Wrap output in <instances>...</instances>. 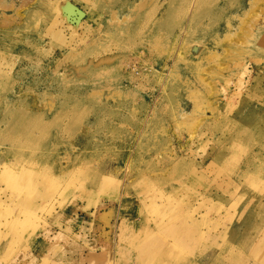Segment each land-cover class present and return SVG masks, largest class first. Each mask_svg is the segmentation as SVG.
<instances>
[{
    "label": "rangeland",
    "instance_id": "obj_1",
    "mask_svg": "<svg viewBox=\"0 0 264 264\" xmlns=\"http://www.w3.org/2000/svg\"><path fill=\"white\" fill-rule=\"evenodd\" d=\"M263 258L264 0H0V264Z\"/></svg>",
    "mask_w": 264,
    "mask_h": 264
},
{
    "label": "bare ground",
    "instance_id": "obj_2",
    "mask_svg": "<svg viewBox=\"0 0 264 264\" xmlns=\"http://www.w3.org/2000/svg\"><path fill=\"white\" fill-rule=\"evenodd\" d=\"M189 238V237H188ZM232 249V248H231ZM263 249V248H262ZM261 251H263V250H261ZM231 252V251H230ZM232 253V252H231ZM232 255V254H231ZM232 257V256H231ZM234 259H236L237 260V257L235 256V258ZM238 261H239V259H238ZM264 261V258L261 260V262H263ZM233 262H235V261H233Z\"/></svg>",
    "mask_w": 264,
    "mask_h": 264
}]
</instances>
